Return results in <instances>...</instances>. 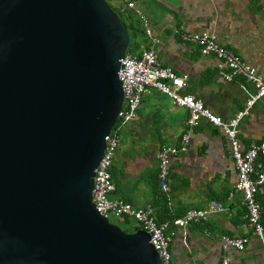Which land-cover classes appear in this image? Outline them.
Segmentation results:
<instances>
[{
  "label": "water",
  "instance_id": "water-1",
  "mask_svg": "<svg viewBox=\"0 0 264 264\" xmlns=\"http://www.w3.org/2000/svg\"><path fill=\"white\" fill-rule=\"evenodd\" d=\"M128 43L104 0H0V264H161L90 201Z\"/></svg>",
  "mask_w": 264,
  "mask_h": 264
},
{
  "label": "crops",
  "instance_id": "crops-1",
  "mask_svg": "<svg viewBox=\"0 0 264 264\" xmlns=\"http://www.w3.org/2000/svg\"><path fill=\"white\" fill-rule=\"evenodd\" d=\"M128 35L131 55L149 46L141 19L126 7L133 2L157 39L156 60L185 77L182 94L200 101L212 114L228 121L244 107L252 93L250 85L225 82L215 71L212 55L201 56L185 33H207L264 77V0H107ZM129 44V43H128ZM186 110L151 90L142 96L134 120L125 125L112 167L114 194L131 207L152 208L153 217L163 220L188 209H205L217 203L224 212L210 215L206 222L178 228L169 244L168 264H214L222 256L228 264H264L263 245L249 234L242 219L240 195L228 197L235 181V168L227 140L221 130L201 119L189 135L187 151L172 157L168 166V192L156 182V152L161 146L177 147L186 130ZM242 148L250 141L264 140V114L256 102L237 125ZM121 145L123 146L121 148ZM111 195V196H112ZM261 207L264 237V185L255 193ZM113 197V196H112ZM133 226V225H132ZM220 236L245 237L244 249H220Z\"/></svg>",
  "mask_w": 264,
  "mask_h": 264
},
{
  "label": "built area",
  "instance_id": "built-area-1",
  "mask_svg": "<svg viewBox=\"0 0 264 264\" xmlns=\"http://www.w3.org/2000/svg\"><path fill=\"white\" fill-rule=\"evenodd\" d=\"M126 7L132 9L141 19L144 36L149 46L142 48L138 55L124 53L119 60L117 79L120 82L122 102L116 115V120L108 135L104 138V149L100 160L93 171V183L90 201L95 211L103 218L109 216L126 218L133 221V227L148 234V242L157 252L161 264H168L170 259L169 244L178 228L206 222L214 213L225 209L217 203H211L205 209H188L182 215L156 223L152 208L149 206L135 209L121 199L110 198L114 185L110 176V168L114 153L119 146L121 129L132 122L140 98L156 90L168 96L172 102L186 110V130L180 136L177 147L161 146L156 152L157 173L156 182L162 193L168 192V166L172 157L187 151L189 135L197 122L205 120L211 126L221 130L229 148V156L235 168L236 181L227 196L234 193L240 195V205L243 209L242 219L249 229V234L259 242H264L263 228L260 222L261 207L255 201L254 194L264 185V140L250 141L242 148L237 139V125L248 114L256 102L261 103V113L264 114V77L241 61L231 51L219 45L214 36L207 33H185L180 35L184 42L195 45L201 56L212 55L215 59V71L225 82L240 81L251 86L252 93L244 101V107L228 121L215 116L203 104L188 94H182L185 77L175 75L170 68L161 66L156 60L154 46L157 39L146 27L142 14L134 9L133 2H127ZM220 249L241 251L244 249L245 237L220 236ZM224 255L214 264H228Z\"/></svg>",
  "mask_w": 264,
  "mask_h": 264
},
{
  "label": "rangeland",
  "instance_id": "rangeland-1",
  "mask_svg": "<svg viewBox=\"0 0 264 264\" xmlns=\"http://www.w3.org/2000/svg\"><path fill=\"white\" fill-rule=\"evenodd\" d=\"M104 1H106L107 2V0H104ZM108 3V2H107ZM124 131H125V126L121 129V131H120V137H121V135L123 136V133H124ZM123 146L121 145V148H122ZM114 172L116 173V170H115V168H114V166L112 167V170H111V174H112V181H113V174H114ZM113 196V197H112ZM112 196H110V198H118L119 197V195L118 194H114V195H112ZM108 221L111 223V224H113V225H115V226H117L118 228H120V229H124L127 233H130L131 232V230L129 229L134 223H133V221L132 220H128V226H125L124 225V223L122 222V219H120V218H116V217H112V216H109L108 217Z\"/></svg>",
  "mask_w": 264,
  "mask_h": 264
},
{
  "label": "trees",
  "instance_id": "trees-1",
  "mask_svg": "<svg viewBox=\"0 0 264 264\" xmlns=\"http://www.w3.org/2000/svg\"><path fill=\"white\" fill-rule=\"evenodd\" d=\"M106 2V1H105ZM107 3V2H106ZM107 5L109 6V8L111 9V10H113L114 11V9L107 3ZM115 12V11H114ZM131 44H130V42H129V44H128V46H127V50H126V53H128V54H130V51H131ZM111 170H112V166H111V168H110V176H111V179H112V174H111ZM254 198H255V201H256V196H255V194H254ZM257 202V201H256ZM258 203V202H257ZM178 216H180V215H173V216H170V217H167V218H165L164 220H167V219H173V218H175V217H178ZM163 220H157V219H155V222L156 223H160V222H162ZM122 222L124 223V225L125 226H128V219H126V218H123L122 219ZM130 230H131V232L130 233H132V232H135V231H137L138 229L136 228V227H133V226H131L130 228H129ZM124 233H127L124 229H121Z\"/></svg>",
  "mask_w": 264,
  "mask_h": 264
},
{
  "label": "flooded vegetation",
  "instance_id": "flooded-vegetation-1",
  "mask_svg": "<svg viewBox=\"0 0 264 264\" xmlns=\"http://www.w3.org/2000/svg\"><path fill=\"white\" fill-rule=\"evenodd\" d=\"M113 163V162H112Z\"/></svg>",
  "mask_w": 264,
  "mask_h": 264
}]
</instances>
